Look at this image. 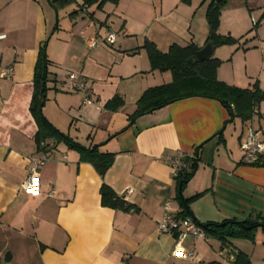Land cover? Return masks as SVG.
I'll list each match as a JSON object with an SVG mask.
<instances>
[{"label":"crops","instance_id":"obj_1","mask_svg":"<svg viewBox=\"0 0 264 264\" xmlns=\"http://www.w3.org/2000/svg\"><path fill=\"white\" fill-rule=\"evenodd\" d=\"M210 2L120 0L98 9L76 0L56 11L49 0H0V264H237L239 253L250 264H264L263 228L252 241L233 238L224 246L210 236L188 240L184 245L194 259L174 255L175 238L158 232L168 201L173 214L184 210L180 193L189 199L204 192L188 212L202 224L264 217V167L244 162L240 149L251 131L264 141V100L246 122L231 120L221 102L200 96L130 121L145 90L172 81L161 75L167 72L151 70L144 43L161 52L174 44L203 48ZM218 31L240 43L215 48L222 61L217 79L264 91V0H229ZM110 33L114 44L105 41ZM45 41L50 65L44 115L81 145L115 154L103 177L64 142L48 150L37 146L30 105ZM8 68L12 75L1 76ZM116 96L123 106L107 109ZM196 151L195 174L179 192L170 159ZM40 157L47 158L40 193L28 194L22 183ZM103 183L137 210L103 206Z\"/></svg>","mask_w":264,"mask_h":264},{"label":"trees","instance_id":"obj_2","mask_svg":"<svg viewBox=\"0 0 264 264\" xmlns=\"http://www.w3.org/2000/svg\"><path fill=\"white\" fill-rule=\"evenodd\" d=\"M76 0H49L50 5L56 10H60L73 4ZM120 0H83V5H97L98 9H103L107 3L118 4ZM190 2V0H183ZM229 0H211L206 18L209 25V36L207 43H211L214 48L223 45H238L240 39L232 36H224L219 33L220 17L222 10L226 7ZM76 10L75 12H78ZM74 12V13H75ZM74 13H71L74 14ZM146 50L151 64L152 71L171 72L172 81L159 86L150 87L144 91L137 102L136 111L130 116L131 123L142 115L152 113L173 102L185 98L200 96L218 100L228 110L231 120L240 118L243 122L249 121L256 114L257 106L264 100V91L258 85L252 89H243L230 86L217 79V70L222 61L213 56L205 61L189 60L195 57L200 49L196 44L191 43L187 46L178 44L172 45L167 52H161L153 42L146 41L142 47ZM50 60L47 55V41L43 42L39 49V55L35 66L33 81V98L30 105L38 126L36 143L39 149L48 150L52 145L64 142L69 148L75 149L80 153V161L91 163L97 172L103 177L113 164L115 154L100 151L99 145L85 147L76 142L66 133L54 127L45 117L43 107L47 101L49 91L48 75ZM124 104L121 97H114L106 103V108L118 110ZM198 154L191 162V172H182L177 179L179 192L183 191L187 183L193 178L198 164ZM257 166L264 167V162ZM204 192L198 193L189 199L180 198L184 207L182 216H188L189 204L200 198ZM102 205L125 212L136 211L137 209L127 202L123 196L118 195L111 187L103 183L101 187ZM206 236L219 239L223 246L228 240L241 238L254 240L256 231L264 229V217L260 214L256 217L247 218L243 221L227 219L222 223H199ZM7 260L9 257L7 256ZM237 264H250L247 256L238 254Z\"/></svg>","mask_w":264,"mask_h":264},{"label":"built area","instance_id":"obj_3","mask_svg":"<svg viewBox=\"0 0 264 264\" xmlns=\"http://www.w3.org/2000/svg\"><path fill=\"white\" fill-rule=\"evenodd\" d=\"M105 41L109 44L116 42V36L113 33L108 34ZM95 44L98 41H94ZM13 73L12 68H8L2 71L1 76L10 77ZM71 80H76L78 76L75 73L70 74ZM75 87L77 90L86 94V88L83 83L76 82ZM87 103H91V99H85ZM240 149L243 154V161L250 165H257L264 162V141L261 138V134L257 131H251L240 144ZM195 153H180L177 157L171 158V164L173 167V173L176 178L180 177L181 173L191 172V162L196 158ZM47 158L40 157L31 161L28 176L22 183V189L32 195L40 193L41 180L40 170L45 164ZM132 192V189H128L127 193ZM165 214L158 222V232L160 235H171L175 238L176 243L173 249V254L176 256L194 259L196 253L188 250L184 243L188 240L205 239L207 236L203 228L198 224L195 219L189 216L176 215L171 212L170 201L165 204Z\"/></svg>","mask_w":264,"mask_h":264},{"label":"water","instance_id":"obj_4","mask_svg":"<svg viewBox=\"0 0 264 264\" xmlns=\"http://www.w3.org/2000/svg\"><path fill=\"white\" fill-rule=\"evenodd\" d=\"M215 48L211 43H207L203 48L199 49L195 57L189 60L190 63H193L195 61H205L208 59H211L214 56ZM181 197L182 194L180 193Z\"/></svg>","mask_w":264,"mask_h":264},{"label":"rangeland","instance_id":"obj_5","mask_svg":"<svg viewBox=\"0 0 264 264\" xmlns=\"http://www.w3.org/2000/svg\"><path fill=\"white\" fill-rule=\"evenodd\" d=\"M161 75H163V77H164L165 75H167L168 77H170L169 80L172 79V76H171L172 74H171V72H167L166 74H161ZM159 77H162V76L159 75Z\"/></svg>","mask_w":264,"mask_h":264}]
</instances>
